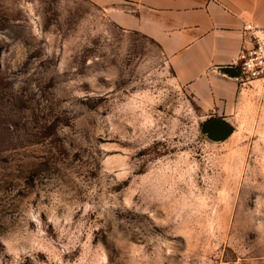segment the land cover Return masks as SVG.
I'll return each instance as SVG.
<instances>
[{
    "label": "rangeland",
    "instance_id": "374dc122",
    "mask_svg": "<svg viewBox=\"0 0 264 264\" xmlns=\"http://www.w3.org/2000/svg\"><path fill=\"white\" fill-rule=\"evenodd\" d=\"M239 85L205 108L85 0H0V264H264V79Z\"/></svg>",
    "mask_w": 264,
    "mask_h": 264
},
{
    "label": "crops",
    "instance_id": "0c3cea01",
    "mask_svg": "<svg viewBox=\"0 0 264 264\" xmlns=\"http://www.w3.org/2000/svg\"><path fill=\"white\" fill-rule=\"evenodd\" d=\"M122 31L152 42L173 77L205 108L231 105L239 79L230 68L244 27H264V0H85Z\"/></svg>",
    "mask_w": 264,
    "mask_h": 264
},
{
    "label": "built area",
    "instance_id": "2783aa9c",
    "mask_svg": "<svg viewBox=\"0 0 264 264\" xmlns=\"http://www.w3.org/2000/svg\"><path fill=\"white\" fill-rule=\"evenodd\" d=\"M243 31L245 43L235 63L242 84L264 79V27L246 24Z\"/></svg>",
    "mask_w": 264,
    "mask_h": 264
},
{
    "label": "water",
    "instance_id": "95a60500",
    "mask_svg": "<svg viewBox=\"0 0 264 264\" xmlns=\"http://www.w3.org/2000/svg\"><path fill=\"white\" fill-rule=\"evenodd\" d=\"M235 73V76L239 79V73L237 69L230 68ZM201 131L207 134L212 140H222L230 135L231 129L220 120L211 119L207 121L201 128Z\"/></svg>",
    "mask_w": 264,
    "mask_h": 264
}]
</instances>
